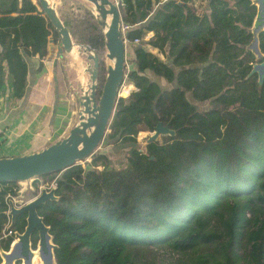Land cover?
I'll return each mask as SVG.
<instances>
[{
	"label": "trees",
	"instance_id": "trees-1",
	"mask_svg": "<svg viewBox=\"0 0 264 264\" xmlns=\"http://www.w3.org/2000/svg\"><path fill=\"white\" fill-rule=\"evenodd\" d=\"M116 1L121 23L129 26L126 51L133 49L123 83L134 89L117 99L105 137L128 145L126 164L98 170L105 156L94 152L86 167L50 174L58 175L57 198L37 213L49 227L54 263L264 264V80L260 86L258 75L250 74L264 60V30L261 58L248 47L255 5ZM57 13L72 40L98 56L99 95L107 65L94 12L81 0H61ZM49 38L59 41L37 0H0V92L8 87L10 99L24 96L26 57L46 56ZM152 70L173 81L172 92H188L210 107L175 114L171 93ZM159 121L175 124V135L140 146L141 127L153 132ZM7 193L15 191L0 183V231ZM24 225L19 215L12 228L22 231ZM149 247L167 248L176 258L143 261L138 253Z\"/></svg>",
	"mask_w": 264,
	"mask_h": 264
},
{
	"label": "water",
	"instance_id": "water-1",
	"mask_svg": "<svg viewBox=\"0 0 264 264\" xmlns=\"http://www.w3.org/2000/svg\"><path fill=\"white\" fill-rule=\"evenodd\" d=\"M42 11L46 15L53 28L56 30L60 48L59 56L69 53L74 46H79L86 53L89 73V84L86 89L80 90L78 95L79 112L78 122L70 130L66 137L59 139L47 147L30 154L0 157V183L14 184L18 182L32 181L35 178L59 173L82 161L94 153L102 143L114 117L117 99L121 96L120 88L123 85L126 68L125 39L127 32H121V16L117 2L114 0H84L91 4L97 23L104 33L106 58L111 62L107 65L106 76L100 94L97 95V73L99 69L98 56L88 46L76 44L71 37L68 28L63 24L57 13L55 0H37ZM256 7L253 23L249 28L252 39L249 47L257 59L262 54L259 50V34L264 30V0H252ZM51 42V38H49ZM258 75L261 86L264 80V60L253 64L250 74ZM175 130L157 123L153 133L147 138V142L156 141L159 136H174ZM55 188L47 190L43 188L39 194L23 206L16 208L10 201V215L14 219L16 214L26 213L27 226L19 236L21 246L29 253L27 235L33 228L40 233V246L44 255L45 264H52L54 260L53 249L55 245L51 241L49 227L43 222L37 213V208L48 200H55ZM4 257L7 254H3ZM28 258V256H26ZM17 259V257H16ZM11 264V262H9Z\"/></svg>",
	"mask_w": 264,
	"mask_h": 264
},
{
	"label": "crops",
	"instance_id": "crops-1",
	"mask_svg": "<svg viewBox=\"0 0 264 264\" xmlns=\"http://www.w3.org/2000/svg\"><path fill=\"white\" fill-rule=\"evenodd\" d=\"M81 1L92 9L90 3ZM55 2L58 8L61 0ZM59 46L51 38L46 56L26 57L27 84L21 99H10L8 87L0 92V157L37 152L66 137L78 122V95L89 84L87 63L79 46L62 56ZM148 49L157 54L156 49ZM132 50L126 51L129 58Z\"/></svg>",
	"mask_w": 264,
	"mask_h": 264
},
{
	"label": "rangeland",
	"instance_id": "rangeland-1",
	"mask_svg": "<svg viewBox=\"0 0 264 264\" xmlns=\"http://www.w3.org/2000/svg\"><path fill=\"white\" fill-rule=\"evenodd\" d=\"M116 1V0H114ZM117 2V1H116ZM199 2V0H198ZM203 6H206L207 1H200ZM146 38H149V35L146 36ZM145 38V39H146ZM249 47V46H248ZM153 49V48H152ZM251 52L253 53L252 49L249 47ZM157 52V56L166 61V58ZM254 54V53H253ZM83 58L86 63L90 64V62L86 59V53L82 51ZM129 55V54H128ZM255 55V54H254ZM105 58V63L106 65L111 64V62ZM86 68H88V65L86 64ZM151 77L155 80H157L160 84L161 87L164 90H167V92H170V100L172 101V105L176 107L175 114H182L184 112H187V108L191 107L194 109H197L199 111L206 110L207 108L210 107V103L208 101L204 102H198L196 101L190 93H185L183 96L176 94L172 92V88L175 86L173 81L165 80L162 78L161 75H158L155 71H150L149 73ZM86 75L89 78V73L86 71ZM128 82L127 80L123 83V85L120 88V94L121 96H128V94L132 91L131 89L129 91L125 92V89L128 88ZM131 84V83H130ZM176 125L178 123L176 122ZM171 128L176 129L175 124L170 125ZM110 131V130H109ZM153 132L144 130L142 127L139 130V132L136 135V140L140 144V146H144L146 144L147 138L152 134ZM163 137H168V136H159L157 140H161ZM128 150V145L120 143L116 140H110L107 139L106 137L103 139L102 143L99 145V148L95 151L96 154H104L105 159H101L98 161V165L96 169L101 170L103 168V165H106L108 168H121L126 164V153ZM91 162V157H88L86 161H82L80 164L84 167H86V163ZM58 175H49L45 177H39L35 178L32 181H26L23 182L20 185H17V183H14L11 185V188L16 191H21L22 197L20 198L21 200H27V199H32L35 197L37 194H39L40 190L43 188H47L50 186L52 183H54L57 179ZM6 249L4 246H0V249ZM139 258H141L143 261H151V262H162V263H172L174 262V259L176 258V255L172 252H170L167 248H161V247H149V249H146L140 253H138ZM4 257V256H3ZM6 261V258H5ZM4 260H2V264L5 263ZM54 263V260L52 262Z\"/></svg>",
	"mask_w": 264,
	"mask_h": 264
},
{
	"label": "flooded vegetation",
	"instance_id": "flooded-vegetation-1",
	"mask_svg": "<svg viewBox=\"0 0 264 264\" xmlns=\"http://www.w3.org/2000/svg\"><path fill=\"white\" fill-rule=\"evenodd\" d=\"M14 191H15V194H12V195H16L19 198L22 197L20 192H18L16 190H14ZM30 200L31 199L21 200V203L16 205V208L23 206L24 204H26ZM5 205H6V203H5ZM6 211H7V205H6V208L4 210L5 217H6ZM8 214L10 216V224L9 225H10V232L11 233L9 235L5 236V238L0 239V246L1 247L4 246L8 242V247L6 249H2V248L0 249V250H3V254H7V256L4 257V259H1V257H0L1 261L2 260L5 261V258H6V261L4 264H10L9 262H11V264H45L44 255L42 254V249L40 246L41 237H40L39 230L37 228H33L29 231L27 238H26L29 253L26 255L27 250L25 251L22 248L19 236L24 233L25 228L27 226V220H26L27 214L26 213L16 214L14 219H12V216L10 215V213H8ZM19 215H23L24 220H25V225H24V228L22 231L13 230V228H12L13 224L18 220ZM26 256H28V258ZM16 257H17V259H16ZM1 261H0V264H2Z\"/></svg>",
	"mask_w": 264,
	"mask_h": 264
},
{
	"label": "built area",
	"instance_id": "built-area-1",
	"mask_svg": "<svg viewBox=\"0 0 264 264\" xmlns=\"http://www.w3.org/2000/svg\"><path fill=\"white\" fill-rule=\"evenodd\" d=\"M120 29L121 32L124 34L125 32H127V30L129 29L128 25H125L123 23H121L120 25ZM139 40L135 39L134 42H138ZM128 41L125 39V44ZM23 182H18L17 185L22 184ZM9 186H11L12 184H8ZM56 186V181L54 183H52L50 186H48L46 189L49 190L51 188H55ZM18 192L21 193V191L19 190ZM10 201L13 203V205L16 207V205L21 203V200L19 197H17L16 195H12L11 193H7L4 197V202L7 205V211H6V222L4 223V227H2L1 231H0V239L5 238V236L9 235L10 232V216H9V210H10ZM0 257L1 259H4L3 257V250H0Z\"/></svg>",
	"mask_w": 264,
	"mask_h": 264
},
{
	"label": "bare ground",
	"instance_id": "bare-ground-1",
	"mask_svg": "<svg viewBox=\"0 0 264 264\" xmlns=\"http://www.w3.org/2000/svg\"><path fill=\"white\" fill-rule=\"evenodd\" d=\"M73 52V51H72Z\"/></svg>",
	"mask_w": 264,
	"mask_h": 264
}]
</instances>
